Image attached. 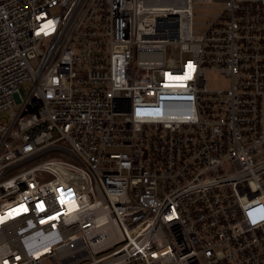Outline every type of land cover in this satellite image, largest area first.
<instances>
[{
	"label": "built area",
	"instance_id": "1",
	"mask_svg": "<svg viewBox=\"0 0 264 264\" xmlns=\"http://www.w3.org/2000/svg\"><path fill=\"white\" fill-rule=\"evenodd\" d=\"M204 1L0 0V264H264V0Z\"/></svg>",
	"mask_w": 264,
	"mask_h": 264
},
{
	"label": "rangeland",
	"instance_id": "2",
	"mask_svg": "<svg viewBox=\"0 0 264 264\" xmlns=\"http://www.w3.org/2000/svg\"><path fill=\"white\" fill-rule=\"evenodd\" d=\"M223 3L220 2H212V1H204L197 3L195 5L194 9V29L197 30H203L205 27H207L208 22L215 19L216 14H218L221 11V7ZM53 13H57L58 10L53 9ZM35 65V62L33 63ZM31 82L26 81L21 84L20 90L23 96L27 95L26 88L27 86H30ZM230 85V79L226 77L225 75L221 74L217 71H212L208 73V87L211 89H223L227 88ZM15 109L17 110L18 107L15 106ZM1 117H5L6 119L10 120L11 115L9 112H5L1 115ZM46 264H51L50 261H46Z\"/></svg>",
	"mask_w": 264,
	"mask_h": 264
}]
</instances>
